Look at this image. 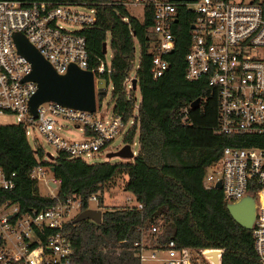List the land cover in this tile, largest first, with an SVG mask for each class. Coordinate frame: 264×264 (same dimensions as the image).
I'll return each mask as SVG.
<instances>
[{"label": "trees", "instance_id": "trees-1", "mask_svg": "<svg viewBox=\"0 0 264 264\" xmlns=\"http://www.w3.org/2000/svg\"><path fill=\"white\" fill-rule=\"evenodd\" d=\"M0 1H48L94 10L93 24L78 33L85 39L93 66L97 65L93 57L103 59V43L105 52L107 48L110 51V72L101 76L99 87L110 83L111 112L124 122L132 120L122 144L131 146L135 133L137 143L135 155L123 164H86L60 153L44 163L41 151L28 145L21 125H0V169L14 175L13 189L0 190V203H15L20 212L37 211L74 197L80 201L81 212L90 208L87 200L94 195L95 210L101 211L100 223L71 220L61 230L78 264H139L138 243L142 240L144 249L163 248L172 241L178 250H220L219 264H261L250 231L231 218L220 191L203 188L202 181L223 148L264 149V136L213 133L214 92L204 81L190 82L184 77L192 15L178 10L170 27L173 51L164 58L168 68L154 79L150 72L151 8L145 7L138 20L121 2L113 0ZM135 47L139 55L133 66ZM129 77L136 80L134 90L126 88ZM135 91L139 96L136 104ZM95 98L99 105L104 94ZM38 166L52 169L51 179L58 181L55 199L38 195L37 181L30 178ZM121 177L125 178L123 191L140 210L129 207L131 201L121 208L101 206L104 186Z\"/></svg>", "mask_w": 264, "mask_h": 264}, {"label": "built area", "instance_id": "built-area-1", "mask_svg": "<svg viewBox=\"0 0 264 264\" xmlns=\"http://www.w3.org/2000/svg\"><path fill=\"white\" fill-rule=\"evenodd\" d=\"M130 1L141 10L152 9L149 28L152 78L160 77L168 68L164 58L174 46L170 27L177 19L178 10H184L193 17L184 55V77L190 82L202 80L214 92L213 133L264 136V0ZM76 8L84 10L78 12ZM94 18V10L83 5L0 1V116L11 115L14 124L23 127L25 138L35 132L56 154L69 159L82 160L107 153L113 139L126 125L127 132L132 120L124 122L112 112L101 113L96 102L91 113L44 102L37 106L35 117L31 116L27 103L36 87L33 82H21L29 74L30 66L16 53L12 35L22 34L56 74L65 73L68 65L89 71L96 97L101 76L109 74L110 69L101 58L93 57L96 66L90 63L85 39L78 33L90 27ZM131 78L125 81L127 89ZM57 118L70 122L82 140H60L56 136ZM42 175L38 166L30 178L38 181ZM13 176L0 169L1 191L13 189ZM216 183L227 207L244 204L249 208L248 230L253 250L258 262L264 264V149L223 148L218 160L207 167L202 186L214 189ZM44 184L48 197L55 199L58 181L49 179ZM87 203L96 207V197L90 196ZM130 206L141 209L136 203ZM79 207L80 201L74 197L56 201L46 210L24 212L15 203L1 202L0 264H78L71 257L70 244L61 230L71 221L72 211L79 213ZM141 243H138L139 264H197L195 256L201 257L205 264H212L205 254L207 250H178L172 241L163 248L144 249Z\"/></svg>", "mask_w": 264, "mask_h": 264}, {"label": "water", "instance_id": "water-1", "mask_svg": "<svg viewBox=\"0 0 264 264\" xmlns=\"http://www.w3.org/2000/svg\"><path fill=\"white\" fill-rule=\"evenodd\" d=\"M182 1V0H168ZM192 1V0H187ZM176 20H174V23ZM189 28H192L191 26ZM16 53L22 56L30 66L29 74L21 82L30 81L35 84V91L29 98L27 106L31 116L35 117V111L38 105L44 102H52L63 107L75 109L84 112H93L95 109V94L92 74L89 71H83L74 65H68L65 73L56 74L50 65L39 55L22 34L12 35ZM105 53V43L102 44V54ZM136 80L130 79V89H135ZM50 160L52 157L46 154ZM133 153L129 145H123L113 152H107L105 158L132 159ZM52 172V169H49ZM54 188L55 185L49 183ZM214 189H219V183H216ZM231 218L242 228L248 229L250 221V210L244 204L235 207H227ZM100 211L88 209L79 212L73 219L74 223L83 220H89L93 223H100ZM205 253L210 257L212 264H219L217 255L221 254L219 250H207Z\"/></svg>", "mask_w": 264, "mask_h": 264}, {"label": "rangeland", "instance_id": "rangeland-1", "mask_svg": "<svg viewBox=\"0 0 264 264\" xmlns=\"http://www.w3.org/2000/svg\"><path fill=\"white\" fill-rule=\"evenodd\" d=\"M113 1H119L121 4L124 5L125 9L129 13V15L133 17L140 18L142 15V10L140 6L132 4L130 0H113ZM238 1V0H234ZM78 12H82L84 9L83 8H76ZM106 45L108 46V39H106ZM138 48L135 47L134 51V60H133V66L137 64L138 60ZM104 64L109 67V62H110V51L108 48L106 49V52L103 56ZM132 71L130 72L129 76H132ZM110 89L111 85L110 83H107L105 86L99 87V89L96 91V94H104V98L102 99L101 103L97 106H99L101 113H106L110 114L111 108H112V103L110 100ZM135 104L138 103L139 101V96L137 91H135ZM96 102V98H95ZM14 118L11 115H4L0 116V125H10L14 124ZM55 127H59L58 131H56V136L60 140H64L66 142H74V141H80L82 140L80 132L73 128L71 126V123L61 119L57 118L55 119ZM128 128V125H126L125 129L117 135L111 145L108 148V152H113L116 151L118 148H120L123 144V136L126 133V130ZM26 141L30 148L34 151L36 149H39L42 153V158L41 161L44 163H50L51 161L46 157V154L50 155L51 157H55L56 151L53 147H51L44 139L41 137L39 134L35 132H30V134L27 136ZM130 150L135 155L137 151V143H136V133L134 134L133 137V144L130 146ZM106 153H100L98 155L94 156H88V157H83L82 160L86 164H95V163H103L106 162L108 164H123L129 162L131 159H119V158H105ZM48 167L41 166V171L43 172V175L41 178L37 181V189H38V195L40 196H48V190L44 184L45 181L51 179V173L47 170ZM125 178L121 177L118 179L113 180L112 182L108 183L107 185L104 186L103 188V194L101 197V206L103 208H121V207H126L129 205L130 201L132 203V198H130V195L126 192L123 191V184H124ZM128 199V200H127ZM130 199V200H129ZM127 200V202H126ZM127 203V204H126ZM130 203V204H131ZM89 207L91 209H94V204H90ZM101 212V211H100ZM77 215V212L72 211L69 214V218L73 220L75 216ZM143 243V240H142ZM197 260V264H205L202 260L201 257L195 256ZM149 264V263H146Z\"/></svg>", "mask_w": 264, "mask_h": 264}, {"label": "crops", "instance_id": "crops-1", "mask_svg": "<svg viewBox=\"0 0 264 264\" xmlns=\"http://www.w3.org/2000/svg\"><path fill=\"white\" fill-rule=\"evenodd\" d=\"M141 17H142V15H141ZM141 17H140V18H137V17H135V18H137L138 20H140V19H141Z\"/></svg>", "mask_w": 264, "mask_h": 264}]
</instances>
